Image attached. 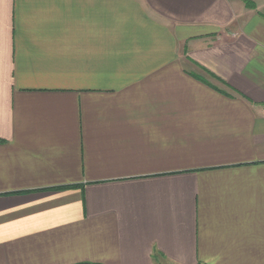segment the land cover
Returning a JSON list of instances; mask_svg holds the SVG:
<instances>
[{"label": "crops", "instance_id": "obj_1", "mask_svg": "<svg viewBox=\"0 0 264 264\" xmlns=\"http://www.w3.org/2000/svg\"><path fill=\"white\" fill-rule=\"evenodd\" d=\"M81 263L264 264V0H0V264Z\"/></svg>", "mask_w": 264, "mask_h": 264}, {"label": "trees", "instance_id": "obj_2", "mask_svg": "<svg viewBox=\"0 0 264 264\" xmlns=\"http://www.w3.org/2000/svg\"><path fill=\"white\" fill-rule=\"evenodd\" d=\"M251 6H253V5H251ZM70 188H72V187H68V188H60V189H70ZM81 264H94V263H81Z\"/></svg>", "mask_w": 264, "mask_h": 264}]
</instances>
